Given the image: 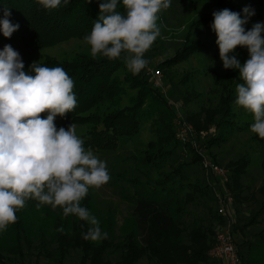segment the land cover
I'll return each mask as SVG.
<instances>
[{
	"label": "trees",
	"instance_id": "obj_1",
	"mask_svg": "<svg viewBox=\"0 0 264 264\" xmlns=\"http://www.w3.org/2000/svg\"><path fill=\"white\" fill-rule=\"evenodd\" d=\"M217 1V11L228 9L241 13L234 0ZM238 1L255 9L257 15H264V0ZM5 7L10 9V21L19 24V29L10 38H5L0 32V51L17 39L36 49L49 48L71 39L84 41L99 16L98 0H92L91 3L88 0H69L67 5L62 2L60 7L51 11L45 10L36 0H0V19L3 18L2 9ZM117 10L123 12L121 0H118ZM207 20L213 21V16ZM188 40L187 38L180 52L162 59L155 66L151 67V61L145 58L148 64L137 75L127 70L123 56L109 60L102 56L93 59L90 53L75 54L71 62L47 57L37 65L62 67L74 81L73 91L77 101L72 112L64 118L56 119L78 123L90 117L83 113L105 106L107 114L102 121L104 131L90 133L84 147L107 153L115 148L119 139L125 142L130 140L139 131L140 121L155 113L159 140L157 139L156 145L152 142L147 146L142 159V167L145 168L142 173L145 178L150 177L149 172L161 169L164 162L173 157L177 150L191 149L189 145H181L176 141L173 133L172 120L180 115L183 118L180 114L182 112L178 108L171 110L168 107L169 101L160 91L163 83L156 88L146 75L149 67L158 72L172 67L202 44L199 43L196 48L197 40ZM30 67L24 71L33 74L29 71ZM120 73L125 74L123 78L118 77L117 74ZM217 83L222 84L221 88L224 90L216 105H211L205 113L184 111V118L193 126L197 137L202 132L214 129L216 134L207 142V149L220 146L225 140L221 133L224 128H241L233 111L237 96L233 92L243 81L239 79V75H234L229 78L228 83ZM126 86L136 91L137 95L129 99V107L118 109L127 95ZM191 97L188 92L182 96L183 107L192 100ZM202 113L204 117L201 116ZM41 116H46V113ZM246 116L248 120L242 128H248L254 123L252 115ZM130 122H135V126L126 127ZM211 159L210 162L218 164L216 155L212 154ZM197 162L196 154L192 153L191 161L177 165L171 163L168 173L158 170V178L146 179L144 183H140L138 179L130 180L134 191L131 195H124L131 203L128 213L130 224L119 235L117 242L110 218L105 221L98 219L100 230L107 233V239L96 242L83 239L82 234H86L90 227L86 221L72 215L64 217L62 211L55 214L51 213L53 211L41 210L42 223L34 227L32 217L39 208L34 209L35 200H28L25 207L16 213V223L0 232V264H42L41 257H46L50 264H66L72 253H78L75 264H140L142 260H147L150 264H212L208 253L216 242V234L229 221L241 264H264V251L260 256V249L264 250V228L248 240L242 234V230L254 225L264 215V183L255 194L243 195L245 188L242 177L249 166L248 157L242 156L228 164L229 181L221 184L222 186H218L217 181L212 185L199 180L189 182L185 170ZM261 170L264 176V161ZM226 191L232 195L233 203L225 206V213L221 214L219 203L225 201ZM257 196L258 202L254 200ZM92 205L90 196L81 201V206L96 217ZM252 214L253 216H249ZM108 217L107 214L106 218ZM44 218L52 223L49 241L43 238L47 237ZM240 218L249 219L248 225L241 228L234 226ZM28 221L30 224H27ZM61 227L64 231H57ZM35 233L41 240V245L37 248L32 246L30 237ZM246 247L247 253L244 255L240 250H245ZM33 255L35 259L32 261ZM215 263L223 264L219 261Z\"/></svg>",
	"mask_w": 264,
	"mask_h": 264
},
{
	"label": "clouds",
	"instance_id": "obj_2",
	"mask_svg": "<svg viewBox=\"0 0 264 264\" xmlns=\"http://www.w3.org/2000/svg\"><path fill=\"white\" fill-rule=\"evenodd\" d=\"M69 0H36L45 10H55ZM92 0H88L91 3ZM99 16L84 42L93 59L102 56L120 59L133 75L148 64L145 53L160 36L159 14L171 0H98ZM240 13L224 9L213 13L212 31L216 34L219 57L225 70H238L243 81L236 87L235 105L251 114L250 131L264 139V23L250 30L244 25L254 15L248 7ZM0 32L10 38L19 29L13 24L10 9H2ZM246 48L248 59L241 64L233 54ZM24 71L20 54L11 45L0 51V232L16 223V213L28 200L37 207L48 205L63 216L77 217L90 227L83 239H107L98 219L81 206L90 189L99 190L110 180L106 162L77 135L75 124L67 129L55 126L77 104L74 81L62 67L38 66L34 62ZM46 113L42 117L41 114ZM63 232V227L57 229Z\"/></svg>",
	"mask_w": 264,
	"mask_h": 264
},
{
	"label": "rangeland",
	"instance_id": "obj_3",
	"mask_svg": "<svg viewBox=\"0 0 264 264\" xmlns=\"http://www.w3.org/2000/svg\"><path fill=\"white\" fill-rule=\"evenodd\" d=\"M234 2L241 10L240 15L241 18H243L244 14L242 10L245 7H250L238 0H234ZM218 5L217 0H171L170 7L159 14L158 26L160 27V36L153 43L150 50L145 53V58L151 61L150 66L152 67L158 64L162 59L172 57L174 54L180 52L186 44L187 38L191 40V42L197 40L198 43L195 45L196 48L199 43H202L198 49L188 54L187 58L183 59L181 62L176 63L170 68L159 70L163 83L160 91L162 95L167 98V101H169L168 107L171 110L172 108L173 110L178 108L182 112L180 114L183 115V118L180 115L181 118L191 127L193 126L187 123L184 118V111L187 113H197L199 111L204 113L207 112L211 105H216L220 94L223 93L224 90L221 88L222 84H218L217 81L228 83L229 78L234 75H239L238 70H225L223 68L219 57V49L216 44L217 37L211 28L213 21L209 22L207 20L217 11ZM250 9L254 11V15H252L248 23L244 25L246 31L250 30L256 23H264V15H257L255 9ZM11 47L20 54L24 63V69L26 70H28L34 62L41 63L47 57L58 61L71 62L75 54L90 53V46L84 41L77 39L60 42L49 48L39 49L30 48L17 39L12 42ZM233 54L241 64L248 59V51L246 48L238 47ZM151 67L147 69V72L155 73ZM149 73L146 75L151 78L152 81L154 74L151 76ZM117 75L123 78L125 74L120 73ZM126 88L127 95L123 98V102L118 109L129 107V99L131 97L135 98L137 95L136 91L129 89L127 86ZM186 92L192 96V102H188L186 107H183L181 98ZM233 93L237 95L236 89H234ZM176 95L177 97H174ZM233 111L238 117L237 122L242 130L224 128L221 133L224 135L225 140L220 146H213L208 149L206 148V144L216 134L214 129L202 132L198 137L195 134V141L199 146L198 149H190L192 152L185 148L183 150L182 148L177 150L175 155L165 161L161 169H158L159 172L168 173L171 163L177 165L185 161H191L192 153H195L199 162L195 163L194 166L186 168L185 171L189 179L188 181L195 182L199 180L205 184L211 185L214 181H217L219 184L218 186H222L218 178L213 177L202 168L201 161H212L211 155L214 154L217 156V165L228 171L227 166L231 161H235L242 156H247L249 159V166L242 177V185L245 188L243 195L255 194L256 190L264 183V176L261 172V164L262 161H264V139L252 133L250 131L251 126L242 128L248 120L246 116L248 114L242 108H238L235 105ZM87 114L90 115L91 118L89 117L78 123L59 119H55L54 123L57 129L61 127L67 129L72 123L75 124L77 135L85 142L93 131H104L102 121L107 114V110L104 106L100 109L95 108V110L88 113H83V115ZM201 116L204 117L203 113ZM156 123L157 115L153 113L140 121L139 131L133 135L130 140L128 139V141L125 142L119 139L115 148L110 152L103 153L91 149L94 155L106 162L110 180L99 190L90 189L87 196H90L92 200V211L97 215V219L105 221L110 218L114 226L116 242L118 241L119 235H121L130 224L128 223V213L131 203H129V201L125 199L126 196H124L125 194L131 195L134 191V187L130 184V180L138 179L140 183H144L147 180L159 177L158 170L149 172L150 177L148 176L146 178L143 175L144 173H142L145 169L142 167V159L144 157V152L147 150V146L152 142L155 145L158 143V128ZM131 125L135 126V122L126 124V127ZM172 126L176 140V131L178 127L176 118L172 120ZM254 200L258 202L259 197H254ZM33 206L34 209L38 208L37 201H34ZM37 210L38 211H36L32 217V224L34 227L42 223L41 210H48V212L53 211L51 206L48 205L40 206ZM58 211L60 212L62 210L57 208L51 213L56 214ZM107 214L109 216L108 218H106ZM249 216H253V214ZM248 222L249 219L240 218L234 223V226L237 225L238 228H241L244 225H248ZM27 224H30V221H28ZM43 224L45 234H47V237L43 236V238L49 241L51 238L49 234L52 231V223L50 220L44 218ZM263 228L264 215L258 218L254 225L251 224L250 227L242 230V234H244L245 239L248 240L251 239L253 235L259 233ZM30 237L32 246L36 248L40 247L41 240L36 233L31 234ZM237 243L240 244L238 239ZM210 251L208 256L211 255ZM240 251L242 254L246 255L247 247L245 250L242 248ZM260 251L261 256L264 251L263 248L260 249ZM33 253H37V251H33ZM77 256L78 253H72L71 256L67 258L68 263L66 264H75ZM34 259L35 255H33L31 260L33 261ZM210 261L212 264H216V260L212 257H210ZM40 263L50 264L46 257H41ZM140 264L150 263L147 260H142Z\"/></svg>",
	"mask_w": 264,
	"mask_h": 264
},
{
	"label": "built area",
	"instance_id": "obj_4",
	"mask_svg": "<svg viewBox=\"0 0 264 264\" xmlns=\"http://www.w3.org/2000/svg\"><path fill=\"white\" fill-rule=\"evenodd\" d=\"M147 72L151 74L152 84L154 87H161L162 76L160 72L154 71ZM177 131H176V140L182 145H189L191 149H198V145L195 141V131L193 127L186 124L185 121L178 116L177 118ZM202 168L208 172L213 177H216L224 185L229 181V171H226L222 167L210 161H201ZM233 203L232 195L226 191L225 201L219 203V211L221 214L225 213V206H229ZM213 259L219 261L223 264H241V259L239 257L237 248L234 243V239L231 235V222H227L225 227L216 234V242L210 251Z\"/></svg>",
	"mask_w": 264,
	"mask_h": 264
}]
</instances>
